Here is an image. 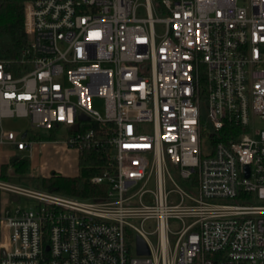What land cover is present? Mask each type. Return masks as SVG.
Here are the masks:
<instances>
[{
	"label": "built area",
	"instance_id": "1",
	"mask_svg": "<svg viewBox=\"0 0 264 264\" xmlns=\"http://www.w3.org/2000/svg\"><path fill=\"white\" fill-rule=\"evenodd\" d=\"M24 30L0 56V264H264V0H25ZM56 126L103 152V196L2 179Z\"/></svg>",
	"mask_w": 264,
	"mask_h": 264
},
{
	"label": "trees",
	"instance_id": "2",
	"mask_svg": "<svg viewBox=\"0 0 264 264\" xmlns=\"http://www.w3.org/2000/svg\"><path fill=\"white\" fill-rule=\"evenodd\" d=\"M24 2L25 0H0V56L4 58L15 57L26 41L24 30ZM77 130V125L68 128L72 133ZM61 126L51 130H31L29 138L34 141L57 140ZM20 174L21 181L30 179L38 188L58 192L69 196L95 199L106 193L107 186L95 184L92 177L103 173L108 161L100 150L85 147L79 151V174L67 176L59 172H52L49 176H32L29 157L16 155L10 164L2 166V176L9 166ZM9 176V175H8Z\"/></svg>",
	"mask_w": 264,
	"mask_h": 264
},
{
	"label": "crops",
	"instance_id": "3",
	"mask_svg": "<svg viewBox=\"0 0 264 264\" xmlns=\"http://www.w3.org/2000/svg\"><path fill=\"white\" fill-rule=\"evenodd\" d=\"M44 156L39 162L38 154ZM47 157V160L45 158ZM31 172L38 176H49L52 172H59L67 176L79 174V150L68 146L60 140L34 141L32 153L29 155ZM37 166L32 168V165ZM41 170V171H39Z\"/></svg>",
	"mask_w": 264,
	"mask_h": 264
},
{
	"label": "rangeland",
	"instance_id": "4",
	"mask_svg": "<svg viewBox=\"0 0 264 264\" xmlns=\"http://www.w3.org/2000/svg\"><path fill=\"white\" fill-rule=\"evenodd\" d=\"M93 107L95 109H97L99 112L104 113V111H105L104 100L101 98H95L93 100ZM203 116H204V119H207L206 113H204ZM1 122H2L3 127L6 130H13V131L17 132V134H20L23 129H25L26 127L29 126V121L26 118H4ZM65 130L66 129L63 128V130L60 131V134H59L57 140L63 141L68 137V133ZM9 149H10L9 147L4 148L3 146H0V159H1V161L5 162V161L9 160L10 155H11V152L9 151ZM38 157H39L38 158L39 162L44 161V156H42V154L39 153ZM45 160H47V157L45 158ZM35 166H37V163H36V165L33 164L32 168H34ZM171 169H172V173H173L175 179L177 180L178 184L181 186H184L185 182L182 179H180V176L177 175V173H176V171H174L173 167H171ZM11 170L13 171V174L10 173ZM39 171H41V170H39ZM5 174H8L10 176H8V175H5L4 177L2 176V179H4V180L15 182V183H22V184L30 186V187H36L34 185L33 181L30 179H28V180L24 179L21 181L20 174L15 172L14 167L11 165L9 166L7 173L5 172ZM140 185L141 184H139V186ZM167 185L169 188H171L173 186L169 179H168ZM148 187H151V188L156 187V172H153V176L149 182ZM130 239L135 240L136 236H131ZM0 254H1V249H0Z\"/></svg>",
	"mask_w": 264,
	"mask_h": 264
},
{
	"label": "water",
	"instance_id": "5",
	"mask_svg": "<svg viewBox=\"0 0 264 264\" xmlns=\"http://www.w3.org/2000/svg\"><path fill=\"white\" fill-rule=\"evenodd\" d=\"M82 118H85V117H82ZM23 137H26L27 136V132H24ZM137 246H138V252L140 254H147L149 253V248H148V245L146 244V242L144 241V239L140 236H138L137 238Z\"/></svg>",
	"mask_w": 264,
	"mask_h": 264
}]
</instances>
